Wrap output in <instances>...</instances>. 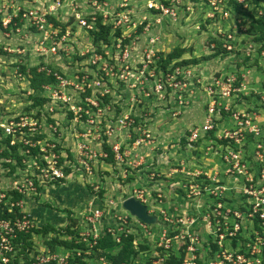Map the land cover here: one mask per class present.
<instances>
[{
  "label": "built area",
  "instance_id": "obj_1",
  "mask_svg": "<svg viewBox=\"0 0 264 264\" xmlns=\"http://www.w3.org/2000/svg\"><path fill=\"white\" fill-rule=\"evenodd\" d=\"M207 1L213 12L222 11L221 0ZM236 1L243 8L252 6L250 0ZM191 5L184 0H54L46 7L34 5L23 11L20 6L12 7L14 13L5 14L2 25L7 28L11 17L21 13L22 25L3 34L27 40L29 50L35 47L36 64L53 81L43 83L37 93L45 99L41 110L0 122V140L9 137L8 144L16 146L22 156L12 176L5 167L7 180L0 186V264H70L76 257L92 264H111L94 249L105 232L117 243L132 235L135 248L141 244L151 248L140 252L144 262H135L136 257L119 264H264V123L253 109L231 104L234 96L245 91L243 80L234 85L237 75L211 76L203 86L199 78L193 83L192 67L169 63L162 68L160 64L157 28L164 20H175L180 9L189 10ZM227 14L222 12L224 17ZM100 25L107 26L108 33L105 39L94 42L93 34L101 30ZM78 29L87 38L82 45L88 48L80 55L67 51ZM232 31L219 34L222 47L229 51L240 42ZM78 47L74 43L72 50ZM209 47L213 49L215 44ZM69 55L72 60L64 66L55 63L56 56L63 59ZM260 56L264 57V50ZM53 65L61 69L53 70ZM194 84L203 88L207 100L201 124L186 134L189 146L200 141L202 133L207 136L208 131H215L226 116L233 123L224 126L217 140L208 145L224 165L227 180L196 172L183 183L185 199L196 200L194 211L171 214L161 206L151 210L148 203L161 204L162 195L147 197L144 189L134 188L127 197L144 203L157 224L144 223L123 208L117 211L114 199L108 198L103 207L90 206L82 223L72 226L74 235L62 231L73 246H46L37 251L32 245L17 246L20 234L37 227L24 209L27 198H35L40 188L65 181L71 174L88 180L98 174L100 160L108 157L105 143L117 164L132 165L128 161L131 152L153 141L138 107L140 99L170 107L173 100L176 108L172 112L177 114L189 104ZM260 100L264 103V89ZM116 106H125L126 111L117 114ZM48 116L54 122H49ZM124 129L135 136L119 140ZM66 136L71 146H67ZM135 157L140 159L138 154ZM2 162L12 159L0 157Z\"/></svg>",
  "mask_w": 264,
  "mask_h": 264
},
{
  "label": "crops",
  "instance_id": "obj_2",
  "mask_svg": "<svg viewBox=\"0 0 264 264\" xmlns=\"http://www.w3.org/2000/svg\"><path fill=\"white\" fill-rule=\"evenodd\" d=\"M53 1L54 0H33V3L38 7H46ZM109 1L111 2V0ZM261 4V6H264L263 3ZM262 11L263 10L259 8L258 13H262ZM160 35L161 40L158 44L160 54L170 52L171 50L169 49L173 46L171 47L170 44H167L168 39L165 34L160 33ZM195 54V51L189 53L186 52L183 54V58H194L193 55ZM259 62H264V57L260 56ZM201 64L203 65V63L201 62L190 65L193 66L192 69L194 70V72H197L199 74V80L203 83V77L209 76L207 75L209 72L207 73L204 69L200 68L202 66ZM243 93L247 94V92ZM206 100L207 97L203 92L202 87L196 86L191 93L189 104L185 107V109L181 110V112L179 111V113L177 114H174L172 112V109L176 108L175 106L170 107L162 105L166 110L170 109L168 110V114L167 112L163 114L161 107H159L157 104H154V102L151 103L147 100L140 99V105H138V107L141 115H143L144 119L146 120L147 127L151 132L153 141L151 144L141 146L135 152H131V155L128 156V161L132 162V165L129 164L130 166L128 164L119 165L114 159H112L113 161L111 162L108 157L100 160L98 173H101L100 171H109L110 174L109 176H107V180H103L101 178L100 182L99 178L97 179L96 175L91 177L89 180H93V182H95V185H97L98 187L101 185V187L106 189L104 192L105 196L103 195L104 197H98L96 195L97 193H93L90 189V192L86 191L87 189L85 188L84 184L83 187L85 188V190H83V188H78V183H76L75 185H71V189L73 191H76L77 189H80L81 192L86 191L88 195V200L85 203L87 205L85 211L79 210L76 213L70 208V206L68 207L69 209L64 206L65 201H70L71 204L73 203V198H71V196L67 197L65 201H60V199L62 200V198H60V196L58 195V202L60 203L57 206H52L51 203L47 201L52 198L55 191H62L63 189L66 190L67 187L65 186V184L68 182V180L70 181V179H73L75 176L74 174H71L63 183H53L43 186L40 189V193L38 196L33 199L27 198L25 200L24 209L30 214L37 227H40L46 223H50L57 229H65V227L69 224L68 215L71 218L75 219L76 224L74 226H78L83 221V214L88 211L91 205L99 207L101 206V204H105V200H107L108 198L114 199V201L116 202V210L122 212L123 209L120 204L121 199L123 200L124 197H127L128 193L131 192L132 189L142 188L146 191L147 197L149 195H156L157 193H160L162 195V203H157L158 206L166 209L171 214H182L194 211L196 209V200L185 199L183 183L186 180L193 179V174L196 172H204L208 176H217L218 179H221L223 181L227 180L223 174L224 165L221 164L219 160H217L219 156L217 154H214L213 150L208 149V145L210 144V140H217V134L222 130L224 126L233 125L231 120L232 118L230 116H226L223 123H219L217 125L215 131H208V133H206L207 136H204V134L202 133V139L198 142H193L192 145L189 146L186 134H188L189 128L193 126H199L201 124H199V122H202L203 120ZM234 101L232 98V106L239 109H245L250 105L248 101H246L244 105ZM125 111V106H116L117 114H119L120 112L124 113ZM198 117L199 119L195 120V118ZM133 136H135L133 131H130L128 134L124 129V131L119 134L118 138L119 140H123L125 142L129 141L130 138L132 139ZM183 138L184 142L182 143L181 139ZM123 146H125V144H123ZM135 154L140 155V159H137L135 157ZM142 171L149 172V174L141 173ZM113 174H115L114 177L121 176L122 179L118 178L119 181H125V183L117 184L116 182H114L111 186H106L107 182L110 183V179L112 178L111 176ZM94 177H96V179H94ZM81 180L84 182L83 176L81 177ZM47 187H49L50 189L46 194H43L44 188ZM114 188L116 189V191L113 190ZM235 194L237 195L236 192ZM68 195H71L70 191ZM43 204H47V207L52 208L51 212L48 215L46 213H43ZM147 206L149 209L156 211L157 205L148 203ZM53 209L57 210L58 212H64L65 218L59 219L58 217H52ZM37 221L42 222L43 224H40ZM63 221L64 223H61ZM71 228L72 227H70V229ZM51 234L53 233L48 234L49 238H51ZM35 235H37V237L38 235H40L37 240H35L34 238ZM47 238L43 237L42 234L33 233L31 238L28 240L31 241L30 245H32L33 248L37 251L38 249H41L43 247H49L47 243H43V241ZM148 249L150 250L151 248ZM148 254H150V251L148 252ZM145 260L146 258H141L140 254H138L135 262H144Z\"/></svg>",
  "mask_w": 264,
  "mask_h": 264
},
{
  "label": "rangeland",
  "instance_id": "obj_3",
  "mask_svg": "<svg viewBox=\"0 0 264 264\" xmlns=\"http://www.w3.org/2000/svg\"><path fill=\"white\" fill-rule=\"evenodd\" d=\"M221 1L222 3L220 8H222L223 2H226L227 0H221ZM31 2L32 0H22V1L0 0V12L4 17L5 14H7L8 12V8L16 7L19 6L20 4L28 5L25 6L27 8L31 6ZM189 2L190 1H188L187 3ZM204 5L203 2H199L196 5V7H193L192 5H191L192 7L189 6L188 7L189 10L180 9L179 13L177 14V18L175 20L172 21L169 19L164 20L162 22V25L157 29L160 33L165 34L167 36L168 39L167 44H170L171 47L173 46L169 50H172L175 46H181L187 49L191 47L192 48L191 52L193 51L196 52V54L193 55L194 58L206 59L199 61V63L200 62L203 63V65L201 64L202 66L200 68L204 69L207 73L209 72L207 74L209 76H204L202 79L203 86L206 84L207 81H209V78L211 76H216V75H219L221 77H225L229 75H233V77H235L236 75L239 76L240 79L243 80L244 88H246L245 90H247L244 92H247V94L242 93L243 96L241 95H238L237 97L234 96L233 101L235 100L234 102H239L244 105V103L248 101L247 98L249 99L251 98L254 103L252 105L247 106L245 109L256 108L257 114L260 117L259 122L263 124L264 104L260 103L259 101L260 100L259 88L264 87V62L260 63L259 57L255 56V50L257 49L254 48L253 43L251 42V36L244 35L245 26L243 24L240 25L238 20H234L236 18L233 13L230 14L229 12H227L228 16L225 17L223 16L224 18L221 17L220 14L219 16L215 17L213 9L208 7L210 5L208 6L207 5L204 6ZM262 9L264 10V7ZM205 18H208L209 20L206 21ZM237 18L239 17L237 16ZM77 31L78 32L75 34L73 38V42H71L68 45L67 51L69 50L72 53L77 52V54L80 55L82 52L88 51V48L82 45L87 38L83 34L82 30L78 29ZM228 31H232L235 37L238 38V41L240 40V42L238 43L235 49V52L224 54L223 56H216L215 58H207L206 56H208L211 53L210 47L208 46V42H209L208 37L210 35L225 34V32ZM242 37L246 39L245 42L241 41L240 38ZM74 43H77V46H79L77 51L72 50L74 49ZM27 44H28L27 40L23 41L21 37L17 35L11 34L9 36H6L5 34H3V32H0V122H4L6 118L20 115L23 112L33 113V112H37V110H41V108L38 107L36 103H34V100L30 98V95H28L29 92H31L32 90L30 87V84L32 83L31 81L32 77L27 76V74H22V73L19 74L18 67L15 65L16 63H19L20 60H25L27 62V64H25L27 67H30L31 65H34L39 62V59L36 57L38 56L37 55L38 51L35 49V47L30 48L31 50H29V46H27ZM8 48H10L12 51H8ZM262 49H264V47H261V50ZM69 58L70 60H72L71 55L63 59L61 57L58 58V56H56L55 63L58 62V66H64L69 61ZM42 62H44V59L42 60ZM37 70L40 71L42 69L38 67ZM27 72L29 71L27 70ZM31 93L35 94L33 93V91ZM250 93L253 95L250 96ZM244 96H246L247 98H245ZM171 105L172 106L175 105L173 100L171 102ZM158 106L161 107L163 114H165L166 112L167 114L169 113L168 110L170 109L166 110L162 106V104H159ZM196 119H199V117L195 118V120ZM200 123L201 122H199V124ZM65 140L67 146H71L70 138L66 136ZM1 147H3V145H1L0 148ZM217 160H219V158ZM13 164L14 162L12 161L11 165ZM16 166H18V164H16ZM5 167H6V162L0 163V186L4 181L7 180L5 178L6 177L4 171ZM100 172L101 173L96 174L97 179L99 178V181L101 180V178L103 180L104 179L107 180V176H109L110 172L109 171L106 172L100 171ZM141 173L149 174V172L146 171H142ZM8 174L12 176L14 172L11 173L9 171ZM74 175H75L74 178L70 179V181L68 180V182L65 184V186L67 187L66 190L63 189L62 191H55L52 198L47 202L51 203L52 206H57L60 203L58 202L59 199L58 195L60 196V198H62V200L60 199V201H65L67 197L71 196V198L74 199V200L72 199L73 203L71 204L70 201L69 202L65 201L64 206L67 208L70 206V208L74 210V212L76 213L79 210L85 211L87 206L85 203L88 200V195L86 191H89V189H91L92 191V188L98 186L95 185V182H93V180L91 181L88 180V177L86 178L83 177L84 178V182H83L81 180L82 177L81 174L74 173ZM114 176L115 174L111 176L112 178L110 179V183L107 182L106 186H111L114 182H116L117 184L125 183V181H119V179H122L121 176H116V177ZM91 177H93V175ZM96 177H94V179H96ZM76 183H78V188H83V190H85L86 188L87 190L84 192H81L80 189L73 191L71 189V185L72 184L75 185ZM83 184L85 188L83 187ZM99 187H101V185ZM49 189H50L49 187L44 188L43 194H46ZM113 190L116 191L115 188ZM69 191L71 195H68ZM104 196L102 195L100 197H104ZM46 205L47 204L42 205L44 210L43 213H46L48 215L51 212L52 208L47 207ZM102 205L103 204H101V207H103ZM156 205L158 206L157 203ZM38 216H39V212H38ZM52 217L54 218L58 217L59 219L60 218L64 219L65 213L60 211L58 212L57 210L53 209ZM37 222L43 224L42 222L39 221ZM61 223H64V221ZM156 224H154L153 226H155ZM74 234L75 233H73V235ZM39 236L40 235H38L37 237V235H35L34 236L35 240H37ZM50 236H52V234ZM47 239H45L44 241L42 240L43 243H46ZM59 239L68 241L66 236L60 235ZM87 264H92V262L91 263L87 262Z\"/></svg>",
  "mask_w": 264,
  "mask_h": 264
},
{
  "label": "trees",
  "instance_id": "obj_4",
  "mask_svg": "<svg viewBox=\"0 0 264 264\" xmlns=\"http://www.w3.org/2000/svg\"><path fill=\"white\" fill-rule=\"evenodd\" d=\"M185 2L190 1L193 4V7H196L194 5H196V3L199 2H203L204 6H208V1L207 0H184ZM250 3L253 4V6H249L248 8H243V6L239 3H237L236 0H227L226 2H223V6H222V11L219 12L217 10L214 11V15L216 16H222V12L223 11H227L230 14L233 13L235 18L234 20H238L240 25H244L245 26V32L244 35L245 36H251V42L253 43V46L255 49V56L259 57L260 52H261V47H264L263 45V41H264V10L262 9L264 6H261L263 3L264 4V0H250ZM34 5L33 0L31 2V6H29L30 8ZM14 6V5H13ZM21 8V11H23L28 5H23L20 4L19 5ZM27 7V8H29ZM185 7V6H183ZM208 7H213V6H208ZM261 7V9L263 10L262 13H258L259 8ZM9 10V14H13L14 13V9L13 8H8ZM21 13L19 12L17 17H11V21L8 24L7 28H4L2 25V19H3V15L0 12V32H4V31H11V29L15 28L16 25H22V22L19 21ZM237 16L242 20H240L239 18H237ZM224 18V17H223ZM48 19L53 21L55 24L59 23V20H56L54 17L52 16H48ZM206 21H208V18H205ZM101 30L98 33H94L93 34V41L97 42L99 39H105L106 37V33H108L109 28L107 26H101ZM32 32H34V28H31ZM220 35H210L208 38L209 42H208V46L210 45V43H214L215 44V48H210L211 53L206 56L207 58H215L216 56H223L224 54H229L232 52H235V49L229 51L226 50L225 48L222 47V41L220 39ZM241 41L245 42L246 39L244 37L241 38ZM264 50V49H262ZM192 48H184L181 46H175L170 52L168 53H161V67L162 68H166V66L169 63H172V65L174 66H180V67H193L190 64H197L199 63L200 60H206L204 58L198 59V58H183V54L186 52H191ZM238 53V52H237ZM25 64H27V62L25 60H20L19 63H16L15 65L18 67V73H22V74H27V76L32 77L31 81L32 83L30 84V87L33 91V93L35 94H29L30 98H32L34 100V103H36V105H38V107L42 108L43 107V103L45 101L44 98L39 97L37 95V92L40 90L41 85L43 83H49L53 81V77L52 76H48L46 75V73L44 71H38V67L40 66V64H34L31 65L30 67H27ZM51 68L54 70L55 68H59L60 67H56L55 65L51 66ZM27 70L29 72H27ZM30 74V75H29ZM193 83L197 82V78H199V74L197 72H194L193 70ZM216 77H219V75H216ZM238 79L235 81L234 85H239V81L241 80L239 76H237ZM197 84L193 85V87H196ZM264 87L259 88V92L261 90H263ZM238 95L243 96L242 92H240ZM253 94L250 93V96H252ZM245 98H247L246 96H244ZM248 99V103L250 105H252L254 102L252 101V99L247 98ZM260 99V97H259ZM260 103L261 100H259ZM264 104V103H262ZM258 108V107H257ZM253 109V108H252ZM254 111H256V108L253 109ZM257 112V111H256ZM39 115H37L38 117ZM49 122H54V118L48 116L47 119ZM8 140L9 137H4L1 138V142H0V146L3 145V147L0 148V157L1 158H11L12 161L14 162L13 165H11V162L6 163V167L10 168V172L13 173L15 172V167L16 164L20 165V160H21V154H19V151L17 150L16 146H10L8 144ZM182 143L184 142V138L181 139ZM19 147V146H18ZM104 150L107 152L108 154V158L111 160V162L113 161V154L111 152V150L109 149L108 145L105 143L104 144ZM36 151L34 149H32V154L35 155ZM69 171V169L67 168V172ZM64 180L61 181H55L53 183L55 184H59V183H63ZM50 183V184H53ZM41 189V188H40ZM39 189V191H40ZM91 190V189H90ZM92 192L97 193V196H102L104 195L105 189L103 187H99L98 192L97 190H94L92 188ZM17 198H19V195H16ZM7 216V215H5ZM68 219H69V224L65 227V229L63 228H55L53 227L50 223H46L40 227H33L31 229V231L29 233L26 234H20L19 238L16 240V243L18 244V247H21V243L27 246H31L30 242L28 239L31 238L32 234H42L44 237H48L49 233H53L51 238L48 237V239L46 240V243L49 245V247L51 249H54L56 247V245H64L65 247H69V246H73V241L72 240H63V239H59V235H62V231H65V233H67L68 235H73V230L70 229V227L74 226L76 224L75 219L71 218L68 215ZM132 239L133 236L129 235L128 237H125L122 239V241L120 243L115 242L112 239V236L105 232L104 234H102L98 241L96 246H94L95 251L97 252L98 255H104L107 260L111 263V264H119L121 262H131L133 261L138 253L140 251H145L147 249L146 246H140V248L135 249L133 243H132ZM83 245V244H82ZM23 247V246H22ZM24 247L22 248V253H24L23 250ZM20 252V251H19ZM26 255V254H24ZM170 260H174L173 256L169 257ZM70 264H87V262L85 260H82L79 257H76L74 260H71Z\"/></svg>",
  "mask_w": 264,
  "mask_h": 264
},
{
  "label": "water",
  "instance_id": "obj_5",
  "mask_svg": "<svg viewBox=\"0 0 264 264\" xmlns=\"http://www.w3.org/2000/svg\"><path fill=\"white\" fill-rule=\"evenodd\" d=\"M122 208L127 210L131 215H135L142 222L151 224L156 222V217L147 213V207L144 203L132 196L122 201Z\"/></svg>",
  "mask_w": 264,
  "mask_h": 264
},
{
  "label": "clouds",
  "instance_id": "obj_6",
  "mask_svg": "<svg viewBox=\"0 0 264 264\" xmlns=\"http://www.w3.org/2000/svg\"><path fill=\"white\" fill-rule=\"evenodd\" d=\"M31 94V93H30ZM29 95V94H28ZM125 198H127V197H125ZM154 216V215H153ZM140 246H146L147 247V249H148V245H145V244H141V245H139L137 248H135V249H138V248H140ZM146 251V250H145ZM140 252H143V251H140ZM140 252L138 253V254H140ZM138 256V255H137Z\"/></svg>",
  "mask_w": 264,
  "mask_h": 264
}]
</instances>
